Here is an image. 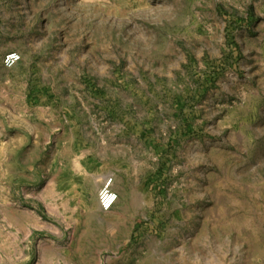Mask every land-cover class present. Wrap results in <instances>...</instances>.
<instances>
[{"label": "rangeland", "instance_id": "1", "mask_svg": "<svg viewBox=\"0 0 264 264\" xmlns=\"http://www.w3.org/2000/svg\"><path fill=\"white\" fill-rule=\"evenodd\" d=\"M10 85L20 111L67 120L68 168L74 137L147 149L65 207L57 161L45 190L0 183V264H264V0H0L1 100ZM39 196L50 231L6 230Z\"/></svg>", "mask_w": 264, "mask_h": 264}, {"label": "crops", "instance_id": "2", "mask_svg": "<svg viewBox=\"0 0 264 264\" xmlns=\"http://www.w3.org/2000/svg\"><path fill=\"white\" fill-rule=\"evenodd\" d=\"M12 86L10 85V92L7 93H14L10 100L0 99V183L6 191L11 189V183L20 175L25 177V181L37 183L38 189H47L51 183L52 160L57 161L58 169L62 171L59 172L62 174L59 187L64 192L60 204L65 207L67 194H77L83 189L85 173L91 169H116L114 164L118 162L125 167L122 169H141L144 165L141 159L145 158L146 140H140V145L137 143L138 139L131 141L125 137L115 145L93 147L90 143V148L84 150L81 141H76L74 137V140L70 141L74 168H68L67 120L52 117L48 107H40L38 111H41L42 115L36 117L27 114L30 111L28 107L20 111L18 102L15 101L16 89ZM151 148L154 147L151 145ZM84 151L87 155H84ZM66 169H74V174L68 176ZM109 176V173L102 176V185ZM72 201L76 204L82 203L81 197L70 199V202ZM32 202L35 207L32 210L34 222L27 228H20L15 223L9 224V219L4 218L2 221L6 230L19 232L27 229L30 233L50 231L49 223L43 219L45 212L50 209V201L44 196H39L34 197Z\"/></svg>", "mask_w": 264, "mask_h": 264}, {"label": "built area", "instance_id": "3", "mask_svg": "<svg viewBox=\"0 0 264 264\" xmlns=\"http://www.w3.org/2000/svg\"><path fill=\"white\" fill-rule=\"evenodd\" d=\"M20 59L21 56L18 53H9L4 58V65L8 68H11L16 65ZM111 184L112 180H107L101 187L98 194L99 207L105 212L112 209L118 199L117 194L112 190Z\"/></svg>", "mask_w": 264, "mask_h": 264}]
</instances>
